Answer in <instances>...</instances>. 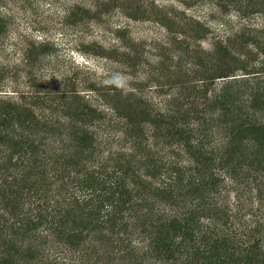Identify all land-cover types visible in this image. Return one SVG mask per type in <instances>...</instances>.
I'll return each mask as SVG.
<instances>
[{
    "label": "trees",
    "instance_id": "trees-1",
    "mask_svg": "<svg viewBox=\"0 0 264 264\" xmlns=\"http://www.w3.org/2000/svg\"><path fill=\"white\" fill-rule=\"evenodd\" d=\"M110 1L165 41L119 26L103 76L46 80L53 42L10 57L29 1L0 0V264H264V0Z\"/></svg>",
    "mask_w": 264,
    "mask_h": 264
},
{
    "label": "rangeland",
    "instance_id": "rangeland-1",
    "mask_svg": "<svg viewBox=\"0 0 264 264\" xmlns=\"http://www.w3.org/2000/svg\"><path fill=\"white\" fill-rule=\"evenodd\" d=\"M27 1L29 2H27L25 9L15 10L14 22L9 34V39L13 44H11L8 53L10 57H14L12 53L21 45V43L16 44V42H21L20 36L37 40L45 38L51 40L56 51L52 57L47 59L49 61H44V63H49V66L44 64L45 67L42 72L45 73L46 80L55 77L58 80L63 72L68 75L71 72H80L81 74L88 71L91 76L94 75L96 78L103 76L106 70L103 61L92 56V52L88 50L87 46L93 42L103 47L114 44L116 40L115 30L119 26H125L134 38L144 44L146 51L152 49L153 43L165 41L164 31L155 21L151 19H128L112 1L109 2V5L101 6L102 0H81L85 5H94L97 14L80 25L61 22L63 3L68 0ZM154 1L158 5L169 8L174 0ZM189 11L201 14L204 9L196 3ZM255 21L259 23L263 20L257 16ZM204 45L207 44L203 42L202 46ZM144 71L142 68L140 73ZM121 75L123 74L121 73ZM8 85L10 86V84Z\"/></svg>",
    "mask_w": 264,
    "mask_h": 264
}]
</instances>
